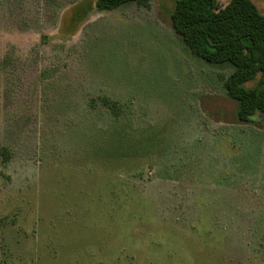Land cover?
<instances>
[{"label":"rangeland","instance_id":"1","mask_svg":"<svg viewBox=\"0 0 264 264\" xmlns=\"http://www.w3.org/2000/svg\"><path fill=\"white\" fill-rule=\"evenodd\" d=\"M97 1L0 0V264H264V116L239 123L233 66L193 55L178 0Z\"/></svg>","mask_w":264,"mask_h":264},{"label":"trees","instance_id":"2","mask_svg":"<svg viewBox=\"0 0 264 264\" xmlns=\"http://www.w3.org/2000/svg\"><path fill=\"white\" fill-rule=\"evenodd\" d=\"M135 3L149 8L150 0H98L99 12L115 11ZM176 33L193 55L213 65L229 64L234 71L224 80L227 95L238 102L239 123L264 116V14L252 0H178L171 15ZM255 82L253 88L248 83ZM116 117L121 107L103 97ZM7 151L3 150L5 159Z\"/></svg>","mask_w":264,"mask_h":264}]
</instances>
